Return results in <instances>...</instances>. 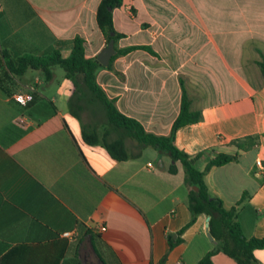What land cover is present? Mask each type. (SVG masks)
<instances>
[{"label": "crops", "instance_id": "0c3cea01", "mask_svg": "<svg viewBox=\"0 0 264 264\" xmlns=\"http://www.w3.org/2000/svg\"><path fill=\"white\" fill-rule=\"evenodd\" d=\"M98 1L0 0V48L66 55L79 35L85 54L95 56L106 44ZM111 18L120 33L115 45L137 47L98 67L96 82L119 111L156 134L169 132L184 90L201 116L176 128L174 144L200 153L199 169L218 151L236 154L210 166L204 181L226 206L245 192L240 228L264 235V78L256 63L264 57V0H123ZM38 80L0 84V264H195L214 248L204 212L168 247L167 233L175 237L190 219L179 161L149 145L126 147L136 154L115 159L101 143L84 142L81 112L69 111L72 89L57 107L37 91ZM29 87L37 97L25 108L12 93ZM251 133L258 139L248 149L230 143ZM253 253V264H264V248ZM211 260L237 264L221 251Z\"/></svg>", "mask_w": 264, "mask_h": 264}, {"label": "trees", "instance_id": "16d2710c", "mask_svg": "<svg viewBox=\"0 0 264 264\" xmlns=\"http://www.w3.org/2000/svg\"><path fill=\"white\" fill-rule=\"evenodd\" d=\"M122 2L123 0H99L95 9L96 25L101 31L105 43L109 39L113 41L114 53L110 56L106 67L109 66L115 55L137 47L135 45L124 47L115 45L120 33L112 26L111 11L112 8L121 5ZM83 43L84 39L81 36L74 35L66 55H63L57 48L43 54L27 52L11 54L6 49L0 48V84L5 89V84H14L28 69L39 71L42 79L48 81L52 77L51 67L53 65L60 66L64 71V76L70 78L74 86L68 98L70 113L79 117L83 108L80 99L84 98L98 103L104 115L106 125L101 130H98L93 122L81 124L80 135L84 142L89 144L101 143L111 157L123 159L128 155L136 154L135 152L129 153L126 149L124 138L128 136L135 140L139 147L149 145L159 152L167 154L173 161L177 160L181 163L184 181L187 185V206L190 211V219L184 226L176 230L175 237L171 233H167L168 247L179 241V233L194 220L196 214L204 212L208 215V231L215 240V246L206 251L195 264H212L211 256L216 251H221L233 258L237 264H253L255 261L253 251L256 248H264V235L246 236L240 228L236 218V209L238 203L244 198L245 192L233 204L226 206L220 197L210 193L203 178L205 171L210 166L235 160L236 154L218 151L207 158L203 168H197L194 160L200 153L189 154L178 148L173 142L174 131L177 127L197 121L201 116L199 111L190 108V99L185 91L182 90L181 92L178 112L171 123L169 132L156 134L147 131L136 118L119 111L114 105L113 98L104 93L95 79L96 69L103 65L96 60L94 55L85 54ZM256 63L264 78V57L258 59ZM36 97L37 92L33 90L32 98L23 106L28 108ZM47 102L49 107L46 111L53 112L54 105L50 100ZM31 109L39 110V107L34 106L26 112L29 114ZM112 132L114 133L113 136H111ZM257 139L258 134L251 133L232 138L230 143L238 148L248 149L257 142ZM175 169L174 162L167 167L169 172H174ZM193 185L196 186L195 189L192 188Z\"/></svg>", "mask_w": 264, "mask_h": 264}, {"label": "rangeland", "instance_id": "374dc122", "mask_svg": "<svg viewBox=\"0 0 264 264\" xmlns=\"http://www.w3.org/2000/svg\"><path fill=\"white\" fill-rule=\"evenodd\" d=\"M51 69H52V78L50 79V81L47 82H45L42 79L40 72L35 69L26 70L22 76L29 81L38 78L39 79L38 82L34 84L37 87V91L40 92L42 95H44V97H50V98L54 97L55 99L54 104L57 107H63L65 104L64 95L66 94L67 90L73 89L74 87L73 82L70 78H66L64 76V71L60 66L53 65ZM43 101L46 102L43 99L40 102L44 104ZM80 102L83 105V108L80 111L81 120L83 122L95 123L98 130L103 129L106 123L100 105L96 102H93L91 99L81 98ZM41 108L42 110H44L42 106ZM113 135L114 133L112 132L111 136ZM124 141L126 147L130 150H134L137 146L136 141L128 136L124 138Z\"/></svg>", "mask_w": 264, "mask_h": 264}, {"label": "built area", "instance_id": "2783aa9c", "mask_svg": "<svg viewBox=\"0 0 264 264\" xmlns=\"http://www.w3.org/2000/svg\"><path fill=\"white\" fill-rule=\"evenodd\" d=\"M32 91H33L32 87H29L27 90H23V91H15L12 93V98L18 103L25 104L28 100L32 98ZM255 164L258 166V168L263 167L261 165L259 158L255 159ZM96 228L98 230H104L105 226L104 224H98ZM73 233L74 232H72L71 230H64L61 232L62 235L68 236V237H72ZM177 264H183V263L178 261Z\"/></svg>", "mask_w": 264, "mask_h": 264}, {"label": "water", "instance_id": "95a60500", "mask_svg": "<svg viewBox=\"0 0 264 264\" xmlns=\"http://www.w3.org/2000/svg\"><path fill=\"white\" fill-rule=\"evenodd\" d=\"M114 53V47H113V41L112 39H109L106 44L104 46H102L99 51L95 54V58L96 60L102 64V65H106L110 56ZM192 188H196V186H192ZM207 219H208V215L206 216V220H205V230H206V235L209 237V238H212L211 234L209 233L208 231V222H207Z\"/></svg>", "mask_w": 264, "mask_h": 264}]
</instances>
